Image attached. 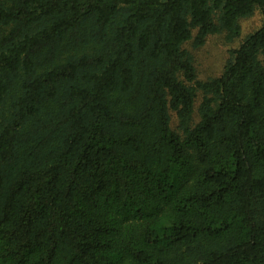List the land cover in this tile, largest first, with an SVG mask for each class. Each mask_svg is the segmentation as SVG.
I'll list each match as a JSON object with an SVG mask.
<instances>
[{
  "label": "trees",
  "instance_id": "obj_1",
  "mask_svg": "<svg viewBox=\"0 0 264 264\" xmlns=\"http://www.w3.org/2000/svg\"><path fill=\"white\" fill-rule=\"evenodd\" d=\"M0 264H264V0H0Z\"/></svg>",
  "mask_w": 264,
  "mask_h": 264
},
{
  "label": "rangeland",
  "instance_id": "obj_2",
  "mask_svg": "<svg viewBox=\"0 0 264 264\" xmlns=\"http://www.w3.org/2000/svg\"><path fill=\"white\" fill-rule=\"evenodd\" d=\"M262 20L258 10H255L251 16L240 19V35L232 41H227L222 32L208 35L204 44L197 48H193L190 41L187 42L185 47L192 52L197 78L206 79L219 75L228 57V50L236 48L246 35L258 29ZM194 117H197L196 113ZM171 126L177 128V119L174 115L171 118Z\"/></svg>",
  "mask_w": 264,
  "mask_h": 264
}]
</instances>
